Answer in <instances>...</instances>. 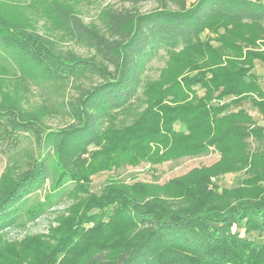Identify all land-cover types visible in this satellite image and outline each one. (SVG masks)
Instances as JSON below:
<instances>
[{"label":"trees","instance_id":"16d2710c","mask_svg":"<svg viewBox=\"0 0 264 264\" xmlns=\"http://www.w3.org/2000/svg\"><path fill=\"white\" fill-rule=\"evenodd\" d=\"M79 1L0 0V146L15 150L25 134L36 146L25 168L15 157L0 175V231L46 180L31 215L73 185L46 233L0 240V264H264V128L245 107L264 118L254 71L264 66V3L158 0L145 13L105 7L85 25ZM40 21L48 32L37 31ZM64 37L94 54L64 53ZM159 49L167 60L146 80ZM91 75L98 82L77 86ZM42 81L71 83L77 94L31 106L29 84ZM64 107L73 123L50 129L46 117ZM209 152L214 163L164 183L111 178L90 188L100 173ZM231 174H242L236 185L219 184Z\"/></svg>","mask_w":264,"mask_h":264},{"label":"rangeland","instance_id":"374dc122","mask_svg":"<svg viewBox=\"0 0 264 264\" xmlns=\"http://www.w3.org/2000/svg\"><path fill=\"white\" fill-rule=\"evenodd\" d=\"M4 1V0H3ZM19 6H25L30 0H10ZM194 0H188V3ZM263 2L264 0H257ZM79 16L83 23L87 25L90 22H98L99 12L105 8L110 7L111 10L121 11L124 9H132L139 13L150 12L158 9L160 1L158 0H147L138 3H123L119 0H102L94 3H89L87 0L79 1ZM19 8V7H17ZM42 21L37 24V31L40 33L48 32L42 25ZM54 34V33H53ZM206 35V32L204 33ZM58 47L64 53H73L80 57H90L94 54V50L83 44L78 39H72L64 37L58 41ZM167 56L163 49H159L156 55L147 63L144 76L146 80L157 79L160 70L164 67ZM257 68V69H256ZM254 71L261 74L263 78L264 88V66L258 65ZM90 75V74H88ZM98 82L97 77L85 76L80 79H76L77 86L89 87ZM30 93L28 95L29 104L35 106L40 103H46L49 107L61 104L62 102L67 103L77 94V88L71 86V83L66 85H60V83L52 82H32L29 84ZM198 94H202V90H198ZM250 111L254 120L264 128V118L258 115L250 106L245 105ZM46 125L50 129H57L65 127L73 123L70 116L64 110H59L58 113L48 115L45 119ZM177 128V127H176ZM258 143L252 139H249V147L251 150L256 149ZM0 175L4 170V167L8 161L15 157L21 158V167L25 168V159L23 154L26 150L35 149V142L31 135L25 134L24 140L14 150L4 151V147L0 146ZM218 159V154L209 152L199 157H187L175 161L163 163L161 165L150 166L148 164H141L138 167H123L118 170L111 172H104L92 177L90 185L92 192H99L102 186L111 178H118L126 182L131 181H156L158 183H164L174 177L181 176L188 171L197 168L202 165H210ZM242 177V174H231L219 181V184L226 187H232L237 184V181ZM50 180H46L41 188L31 193L25 204L23 205L22 211L17 217V221L14 225L6 227L0 231V240L16 241L20 240L25 236L37 233H46L50 226H55V220L60 213L66 209L71 203V199L68 195L73 185L68 183L63 186L51 201L43 207V209L37 210L34 214H29L32 209H37L39 205L43 204L45 196L49 193Z\"/></svg>","mask_w":264,"mask_h":264}]
</instances>
